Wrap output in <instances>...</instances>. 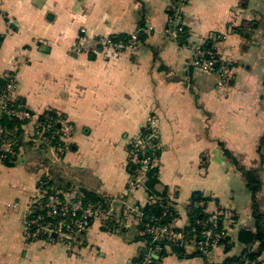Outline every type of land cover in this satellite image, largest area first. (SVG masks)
Returning a JSON list of instances; mask_svg holds the SVG:
<instances>
[{"label": "crops", "instance_id": "1", "mask_svg": "<svg viewBox=\"0 0 264 264\" xmlns=\"http://www.w3.org/2000/svg\"><path fill=\"white\" fill-rule=\"evenodd\" d=\"M170 2L0 0V76L15 75L17 96L35 115L53 110L71 122L68 148L45 157L58 188L71 195H122L127 141L153 116L161 146L154 188L172 203L173 226L186 227L190 209L213 216L228 239L212 260L245 256L258 249L238 238L243 229L256 231L253 202L264 231V0H189L184 37L167 30ZM135 31L142 37L131 50L92 46L96 36ZM189 37L211 44L227 68L226 85L191 65ZM78 42L91 50L76 52ZM33 160L0 161V264H132L143 247L133 224L114 229L95 220L74 253L24 236V213L43 175ZM242 170L254 171L260 184L254 200ZM132 195L147 204L146 183ZM258 257L264 264V247ZM157 264L206 261L168 250Z\"/></svg>", "mask_w": 264, "mask_h": 264}, {"label": "built area", "instance_id": "2", "mask_svg": "<svg viewBox=\"0 0 264 264\" xmlns=\"http://www.w3.org/2000/svg\"><path fill=\"white\" fill-rule=\"evenodd\" d=\"M189 0H171L167 30L169 32L181 33L184 30L183 12ZM213 38V37H212ZM220 38L215 35L214 39ZM191 38L189 37V41ZM138 43V31L132 32L125 37L118 38L110 34L96 36L92 41L93 48L101 53H117L133 49ZM204 41H191L190 62L193 67L202 72H214L219 76V85L222 86L227 81V68L219 61V57L214 48H204ZM73 50L76 52H88L90 47L84 48L81 42L75 43ZM12 116L24 123L21 134L28 150L33 155L41 153L45 155L46 149H57L63 151L73 132V126L67 116L61 112L55 115L41 114L35 115L17 96V82L15 75L8 73L0 76V117ZM33 123L32 132L25 126ZM57 124L58 128L53 125ZM17 139L9 137L0 124V161L16 154L14 148ZM128 145V168L129 174L125 184V190L120 196L108 197L98 194V199L93 201H83L82 198L65 193L57 185H51V191L45 186L49 182L47 178L39 179L36 192L31 197L26 207L23 217V234L29 240H44L46 242H60L68 252H76V248L82 244L81 235L87 231L95 220H110L116 209L121 213L123 222L128 226L135 227L140 223L143 212L141 204L133 197V192L145 186L147 174L153 168L158 169L160 157L159 131L153 116H148L141 126L140 131L127 142ZM19 157L22 158L23 147L19 148ZM132 198L133 203L127 200ZM156 197L147 195V202H153ZM126 215V216H125ZM125 219V220H124ZM151 220H155L154 217ZM194 224L201 225L200 236L196 234L187 239L182 231L170 230L166 225L145 224L146 232L150 235V244L144 247V256L141 264H151V258L159 254L165 247L170 251L169 245L162 247L157 240L162 238L175 245H182L186 250L198 252L206 261V264H237L236 262L214 261L211 258L213 250L222 245L223 239L227 236L224 227H217V219L213 216L203 220L197 219ZM125 225V224H123ZM189 222L186 226H190ZM195 227L191 228L194 231ZM145 231V230H144ZM188 233V232H187ZM259 257L252 260H245L244 264H258Z\"/></svg>", "mask_w": 264, "mask_h": 264}, {"label": "trees", "instance_id": "3", "mask_svg": "<svg viewBox=\"0 0 264 264\" xmlns=\"http://www.w3.org/2000/svg\"><path fill=\"white\" fill-rule=\"evenodd\" d=\"M172 14H173L172 11L169 10V16H172ZM141 27H143L142 23H141ZM184 30L186 31L187 29L184 28ZM185 31L181 32L180 35L184 37ZM141 37L142 35L138 36V39H141ZM202 46L204 48H212L211 44L208 41L204 42ZM219 61L221 62L220 58H219ZM47 113L53 116L55 115L56 112L51 110L43 114H47ZM23 123L24 122L22 120H19L12 116L3 115L0 117V124L4 128V130L7 132V135L9 137H13L17 139V143L15 144V148H14L16 154L12 157L6 158L3 161V164L7 166H11L21 159L18 156L19 155L18 153L20 152L19 150L20 147H23V149L27 147L25 141L21 137V134L23 131V126H22ZM53 127L58 128V125L54 124ZM66 146L68 148V144H66ZM127 149H128V146H127ZM34 155H35L34 160H38L39 162V164L34 165V169L35 170L43 169L42 171L43 175L39 176L38 180L40 178L41 179L45 178L44 173H48L47 178H49L50 180L48 184L45 186V188L48 191H51L52 190L51 185H57L58 183H57L56 178L53 175L52 170H50L49 162L41 153H36ZM242 171L245 175L247 187L251 191L252 197L254 200V193L259 189L260 184L257 178L255 177L254 171H249V170H242ZM38 180H37V184H38ZM157 183H158V169L155 167L152 170H150L147 174L146 187H147V195H152L156 197V199L153 202H148L141 208L144 214L142 216L140 223L136 226L137 231H138V235L136 239L140 240L141 242L144 241L146 247L149 246L150 235L146 232V226L144 225V224H149V223L166 225L168 226L170 230L182 231L183 233L186 234L185 236L187 237V239L191 238L192 234H196L197 238H199L200 236L199 232L202 229V226L194 224V221H196L197 219L203 220L206 217H209L210 215L200 213L196 209H190L189 218H190L191 225L186 226L184 228H178V227L173 226V220L175 218V210L173 208L172 203L164 198L163 193H160L155 190L154 187ZM76 195H77L76 197H79L80 195L83 201H93V200L98 199L97 193L92 192V191H87V190H80L79 193H77ZM253 216L256 221V231L252 232V231L243 229L239 232L238 238L241 242L245 243L246 248H251V245L253 243L258 242V249L256 251H249L245 256H243V253L237 256H232L230 258L225 259L224 262H236L237 264H244L245 260L250 261L254 259L255 257H258L260 250L264 247V231L262 229V225L259 223L260 215L257 212V207L254 202H253ZM152 217H154L155 220H151ZM192 227H195L194 231H191ZM217 227L219 229L222 227L221 223L218 221H217ZM227 239L228 237L225 236L222 243L227 244ZM157 242L162 247L169 245L170 247L169 252L179 257H185L189 255L190 256H201L200 254H198V252H195V251H192V253H187V250L182 245H175L173 243H170L165 238L164 239L160 238L157 240ZM167 254H168V250L164 247L162 251L159 254H157L158 258H155V257L151 258L152 260L151 264H157V262ZM143 256H144V248L142 247V250H140L139 254L133 258L131 263L141 264V260ZM258 264H261V262L259 261Z\"/></svg>", "mask_w": 264, "mask_h": 264}, {"label": "rangeland", "instance_id": "4", "mask_svg": "<svg viewBox=\"0 0 264 264\" xmlns=\"http://www.w3.org/2000/svg\"><path fill=\"white\" fill-rule=\"evenodd\" d=\"M226 73H228V72H226ZM227 77V76H226ZM227 79H228V77H227ZM219 81V80H218ZM227 84V81H225V83L222 85V86H224V85H226ZM141 129V128H140ZM140 129H139V131H140ZM128 142V141H127ZM128 146V145H127ZM56 150L57 149H46L45 150V155H44V157H49L50 158V156H51V154H50V151H53L54 152V155H55V152H56ZM21 152H22V157L25 155V154H27V155H29V159H31V160H33V156L30 154V152H29V150H28V147H26V149H23V151L21 150ZM128 155H129V152H128V149H127V160H126V164H127V168H128ZM34 162H36V160H33ZM33 162V163H34ZM37 164H39V162H37ZM127 202L129 203V204H132L133 203V200H132V198H129L128 200H127ZM119 210V208H117L116 209V211H115V213L111 216V218H110V220H109V224H111L112 225V227L114 228V229H117V228H119V227H121L122 226V228L124 229V230H126V227H128V224H127V222H123V220H122V217H121V213H120V211H118ZM126 216V215H125ZM125 220V219H124ZM123 224H125V225H123ZM145 225V224H144ZM117 227V228H116ZM133 229L134 228H132L131 230H130V232H133Z\"/></svg>", "mask_w": 264, "mask_h": 264}]
</instances>
